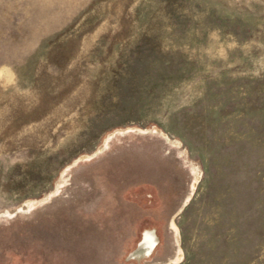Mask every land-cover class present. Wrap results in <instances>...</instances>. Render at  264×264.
Masks as SVG:
<instances>
[{"label":"rangeland","instance_id":"374dc122","mask_svg":"<svg viewBox=\"0 0 264 264\" xmlns=\"http://www.w3.org/2000/svg\"><path fill=\"white\" fill-rule=\"evenodd\" d=\"M0 264H264V0H0Z\"/></svg>","mask_w":264,"mask_h":264}]
</instances>
